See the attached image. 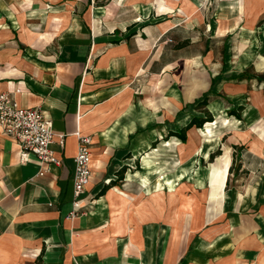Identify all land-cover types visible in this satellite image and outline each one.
I'll use <instances>...</instances> for the list:
<instances>
[{
    "label": "crops",
    "instance_id": "0c3cea01",
    "mask_svg": "<svg viewBox=\"0 0 264 264\" xmlns=\"http://www.w3.org/2000/svg\"><path fill=\"white\" fill-rule=\"evenodd\" d=\"M61 1L0 0V92L11 93L21 106L45 111L52 122V149L61 160V165H50L28 155L24 161L19 144L0 131V264H264V186L257 182L264 180V122H250L249 131L257 139L241 131L243 120L252 121L254 104L238 103L240 119L228 115L225 118L234 121L231 126L218 123L216 141L214 134V141L207 143L202 130L219 114L202 127L187 130L196 128L204 137L197 149L203 160L221 150L226 131L241 142L225 147L209 162L211 202L219 204L226 192L216 214L204 213L200 199L205 194L197 190L199 185L191 186V194L185 193L183 185L175 187L163 165L159 171L154 167L163 146L186 140L171 136L158 141L155 127L150 126L132 139L130 132L125 133L122 97L143 77H154L158 87L184 73L187 101L210 97L208 91L222 73L212 49L203 55L178 54L182 45H212V36L194 37L204 33L208 17L203 15L192 27L174 18L137 23L136 15L120 18L126 0L122 4L100 0L98 6L110 7L101 11L107 29L102 42L89 45L87 38L75 37L77 32L89 33L88 21L87 27L82 20L61 25ZM65 1L72 6L78 2ZM83 2L87 12L91 0ZM44 3L58 13L42 26L44 14L39 7ZM71 10L66 15L69 20ZM218 34L226 37L228 32ZM245 70L230 79L242 81ZM210 98L207 105L214 100ZM227 103L232 105L230 99ZM80 134L91 137V176L81 207L70 217ZM125 134V152L132 157L122 160L118 151ZM134 161L136 169H132ZM191 174L187 167L177 178ZM233 193L245 196L231 200L227 195ZM157 209L165 233L158 236L155 226L151 244L145 248L139 225L147 215L156 216ZM249 209L259 212H242Z\"/></svg>",
    "mask_w": 264,
    "mask_h": 264
},
{
    "label": "rangeland",
    "instance_id": "374dc122",
    "mask_svg": "<svg viewBox=\"0 0 264 264\" xmlns=\"http://www.w3.org/2000/svg\"><path fill=\"white\" fill-rule=\"evenodd\" d=\"M83 1L78 0L77 6H72L65 0L60 2L61 25L74 24L76 20H82L87 27L86 22L88 21L90 24L89 33L77 32L75 37L87 38L89 45H94L104 40L103 35L107 29V23L106 17L101 11L102 8L109 9L110 7H100L97 5L100 0H91L90 7L86 12ZM122 3H124L122 0H115V4ZM40 6V12L44 14L43 22L40 25L45 26L52 16L51 14L58 13V9L53 10L48 3L40 4ZM70 9H72L71 14L73 15L69 20L66 15ZM122 9H124V15L120 18L136 15L137 23L146 19L161 21L166 18H174V21L188 27L199 24L202 21V16L206 15L209 25H205L204 33L199 31L194 33V37L206 39L212 36V45H208L207 48L205 45H182L178 54L183 56L203 55L208 48H211L214 58L222 65V73L217 75L216 81L210 90H207L208 95L214 98L212 104L209 105H204L199 100L187 101L184 98V84L181 78L184 73L169 77L163 85L158 87L155 86L156 79L154 77L151 79L143 77V80L139 82L140 85L136 86L133 91L126 89L120 108L126 109L124 115L126 116L125 127L127 129L125 128V133L130 132V139L142 135L146 131L144 127L148 128L149 126L155 127L158 141L166 138L169 140L171 136L178 138L176 135L180 133L182 126L189 122L193 116L203 118L207 116L208 112L212 119L219 114L212 126V131L217 136L215 129L218 123H224L225 126H231L230 124L234 123L230 118L225 117L230 115V111L237 110L238 103L255 105V109L250 115L252 121L243 120L244 124L241 131L247 133L252 139H257V136L250 133L249 130L252 127L250 122L252 125L264 122V68L256 67L261 62L264 65V0H132L129 3L126 0ZM40 25L36 27L40 28ZM83 29L85 30L84 27ZM226 31L228 32L226 37L219 36L218 33H225ZM118 36L119 34H116V37ZM194 39L196 40V38ZM53 47L56 49L57 45H53ZM240 63L246 66L242 69ZM244 69H246L245 79L242 81H239L238 78L230 79L237 73L240 74ZM254 75L257 76L254 77ZM227 99L232 102L231 106H227ZM141 121L146 122L141 124ZM235 122L240 123L237 120ZM128 125H132V127H128ZM239 125L237 124L235 127ZM126 134L124 146L118 151V156L122 160L132 157V153L125 152L127 148L125 146ZM186 138L185 142L177 143L174 140L167 146H163L156 156L155 162L157 164L154 167L163 165L168 178L174 182L175 187L183 185L185 193L191 194L193 192L191 186L195 185L196 189L199 185L200 188L197 190L205 194V198L200 199L204 213L216 214L219 211L218 207H221V204L226 200V192L219 204L211 202L209 198L210 184L207 180L209 162H214L216 157L223 153L225 147L239 146L241 142L231 132L226 131L221 139L220 153L215 155L213 159L209 157L208 160H203L197 155V149L203 144L204 137L198 133L196 128H193L187 132ZM136 166L138 167V162L134 161L132 169H136ZM187 167L191 168L193 175H185L184 178L178 179L181 169ZM151 180L154 183L157 178ZM197 181L200 184H197ZM257 182L258 186H264V180ZM250 184H254V181L253 183L251 181ZM243 196L245 195L239 193L227 195L231 200ZM258 210L249 209L242 212L257 213ZM156 213V216L147 215L139 225V233L145 248H149L151 244L150 239L155 226L158 236L165 233L158 209ZM202 228L206 229L207 226Z\"/></svg>",
    "mask_w": 264,
    "mask_h": 264
},
{
    "label": "built area",
    "instance_id": "2783aa9c",
    "mask_svg": "<svg viewBox=\"0 0 264 264\" xmlns=\"http://www.w3.org/2000/svg\"><path fill=\"white\" fill-rule=\"evenodd\" d=\"M0 131L20 146L21 158L34 156L40 163L61 165L52 149L54 133L51 119L39 107H25L18 104L9 92H0ZM61 142H62V136ZM91 137L78 136L77 153L73 169V209L68 216L74 217L81 207L86 186L91 176ZM42 174V172H40Z\"/></svg>",
    "mask_w": 264,
    "mask_h": 264
},
{
    "label": "trees",
    "instance_id": "16d2710c",
    "mask_svg": "<svg viewBox=\"0 0 264 264\" xmlns=\"http://www.w3.org/2000/svg\"><path fill=\"white\" fill-rule=\"evenodd\" d=\"M245 73V71H244ZM254 76H257V75H254ZM209 100H211L210 97H207L205 96L203 99H202V103L204 105H207ZM242 109L241 106H239L237 108V110H232L230 111V115H234L235 117H237L238 119H240V113L239 111ZM212 116L210 115V113L208 112L207 113V116L203 117V118H198V117H193L184 127L181 128L180 130V133L176 136H178L182 141H185L186 140V132L188 129H190L191 127L193 126H196L198 128L202 127L203 124L206 122V121H212ZM171 135H175V134H171ZM220 151L217 150L215 153H212L210 155V159H213L215 155L219 154ZM125 169V167L122 168V170L119 172L118 174V179H122V172L123 170Z\"/></svg>",
    "mask_w": 264,
    "mask_h": 264
},
{
    "label": "bare ground",
    "instance_id": "6f19581e",
    "mask_svg": "<svg viewBox=\"0 0 264 264\" xmlns=\"http://www.w3.org/2000/svg\"><path fill=\"white\" fill-rule=\"evenodd\" d=\"M215 123L214 122H210V123H206L205 124V129L202 130V133L205 135V137L207 138V143H210L211 141H216L218 136H215V139L213 138L214 137V133L212 131V126L214 125ZM214 139V140H213ZM206 155V154H204Z\"/></svg>",
    "mask_w": 264,
    "mask_h": 264
}]
</instances>
